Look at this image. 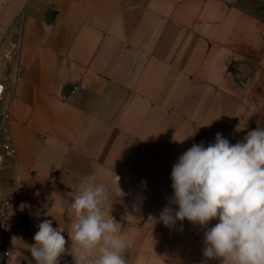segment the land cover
I'll use <instances>...</instances> for the list:
<instances>
[{
	"label": "crops",
	"instance_id": "0c3cea01",
	"mask_svg": "<svg viewBox=\"0 0 264 264\" xmlns=\"http://www.w3.org/2000/svg\"><path fill=\"white\" fill-rule=\"evenodd\" d=\"M238 1L0 0V113L16 149L0 158V264H35L45 219L67 241L59 264H75V188L89 175L111 188L114 173L127 264H217L191 222L159 217L178 210L171 172L193 144L264 129V0Z\"/></svg>",
	"mask_w": 264,
	"mask_h": 264
},
{
	"label": "clouds",
	"instance_id": "9594fccd",
	"mask_svg": "<svg viewBox=\"0 0 264 264\" xmlns=\"http://www.w3.org/2000/svg\"><path fill=\"white\" fill-rule=\"evenodd\" d=\"M174 195L160 221L165 227L187 220L206 228L203 256L220 264H264V129L249 131L231 144L221 133L207 147L193 144L173 165ZM114 173L108 187L95 175L75 188L70 208L75 222L69 237L79 247L75 264H127L121 225L111 216L110 197L125 195ZM218 222L207 227L212 220ZM63 230L52 220L38 225L29 248L35 264H59L66 251ZM72 252V250H71ZM95 252V259L89 253Z\"/></svg>",
	"mask_w": 264,
	"mask_h": 264
},
{
	"label": "built area",
	"instance_id": "2783aa9c",
	"mask_svg": "<svg viewBox=\"0 0 264 264\" xmlns=\"http://www.w3.org/2000/svg\"><path fill=\"white\" fill-rule=\"evenodd\" d=\"M2 96H0V103L2 102ZM10 120V114L8 109L0 113V158H12L16 155V149L13 146L12 140L8 131V123ZM2 166V160H0V168Z\"/></svg>",
	"mask_w": 264,
	"mask_h": 264
},
{
	"label": "rangeland",
	"instance_id": "374dc122",
	"mask_svg": "<svg viewBox=\"0 0 264 264\" xmlns=\"http://www.w3.org/2000/svg\"><path fill=\"white\" fill-rule=\"evenodd\" d=\"M239 3H241L243 6H246L249 8V10H252V11H258L262 9V6H260V1L259 0H239L238 1ZM4 203V202H0V205ZM1 209L2 207L0 206V214H1ZM216 224V223H215ZM215 224H212V225H208L207 227L210 228V226H214ZM182 229L183 230H189L191 232H194V233H199V231L202 232V240H200V242L202 244H204V232L206 231V228L205 227H202L200 225H197V224H193V223H186V224H183L182 225ZM189 241L191 242L190 243V250H192V242L194 241V239H189ZM191 253V251H190ZM205 258V257H204ZM189 261L187 262L188 264H191L192 263V257H188ZM201 264H206V263H203L201 261ZM217 264H220V261L217 260Z\"/></svg>",
	"mask_w": 264,
	"mask_h": 264
},
{
	"label": "water",
	"instance_id": "95a60500",
	"mask_svg": "<svg viewBox=\"0 0 264 264\" xmlns=\"http://www.w3.org/2000/svg\"><path fill=\"white\" fill-rule=\"evenodd\" d=\"M3 86L0 85V96L3 95ZM7 198V195L5 193V191L3 189L0 188V199H6Z\"/></svg>",
	"mask_w": 264,
	"mask_h": 264
}]
</instances>
